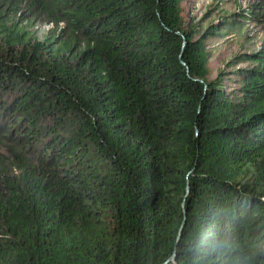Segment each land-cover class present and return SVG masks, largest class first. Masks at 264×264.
Returning a JSON list of instances; mask_svg holds the SVG:
<instances>
[{"label":"trees","instance_id":"trees-1","mask_svg":"<svg viewBox=\"0 0 264 264\" xmlns=\"http://www.w3.org/2000/svg\"><path fill=\"white\" fill-rule=\"evenodd\" d=\"M183 1L0 0V264H264V1Z\"/></svg>","mask_w":264,"mask_h":264},{"label":"rangeland","instance_id":"rangeland-1","mask_svg":"<svg viewBox=\"0 0 264 264\" xmlns=\"http://www.w3.org/2000/svg\"><path fill=\"white\" fill-rule=\"evenodd\" d=\"M264 0H184L181 3L182 27L190 24L206 25L215 22L223 15L239 10H248L256 3ZM256 14V13H255ZM49 27L42 25L36 30L44 31ZM210 58L208 62L209 74L207 79H214L220 72H230L236 66L246 65V62H237L231 66L233 58L244 52L253 51L264 46V24L253 19H246L243 25L235 30L226 31L220 37L209 40ZM226 87L231 85L226 80ZM4 91L0 87V93ZM6 95V94H5ZM10 141V140H8ZM4 143H7L3 140Z\"/></svg>","mask_w":264,"mask_h":264},{"label":"water","instance_id":"water-1","mask_svg":"<svg viewBox=\"0 0 264 264\" xmlns=\"http://www.w3.org/2000/svg\"><path fill=\"white\" fill-rule=\"evenodd\" d=\"M182 44H184V41H183V43ZM185 212V211H184ZM183 223H184V220H183V222H182V224H181V226L183 225ZM179 232H180V230H179Z\"/></svg>","mask_w":264,"mask_h":264}]
</instances>
